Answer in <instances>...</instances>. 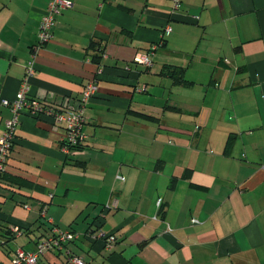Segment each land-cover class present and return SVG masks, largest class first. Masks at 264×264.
<instances>
[{
    "label": "crops",
    "instance_id": "obj_1",
    "mask_svg": "<svg viewBox=\"0 0 264 264\" xmlns=\"http://www.w3.org/2000/svg\"><path fill=\"white\" fill-rule=\"evenodd\" d=\"M50 1L0 0V101L31 61L30 97L47 106L76 105L93 81L98 92L68 153L64 125L22 117L0 182V264L55 229L80 235L65 250L87 264H264V0L176 12L172 0H70L33 57ZM11 117L0 103V136ZM93 229L116 236L112 249L84 239Z\"/></svg>",
    "mask_w": 264,
    "mask_h": 264
},
{
    "label": "built area",
    "instance_id": "obj_2",
    "mask_svg": "<svg viewBox=\"0 0 264 264\" xmlns=\"http://www.w3.org/2000/svg\"><path fill=\"white\" fill-rule=\"evenodd\" d=\"M173 11H177L181 7L180 0H172ZM73 7V2L70 0H51L45 12L43 13L36 44L32 47V55L36 57L53 39V29L56 24V19L64 10ZM167 33L172 32V28H167ZM155 47L153 48V51ZM135 62L146 66H151L149 55L138 56ZM35 75L34 61L29 62L26 68L27 79L22 83L21 89L17 93L15 100L8 101L3 99L0 103L9 108L11 119L6 122L5 129L0 136V181L7 169V161L11 154L13 144L16 139L17 130L21 123L22 117L26 114L32 117L47 116L55 123L64 125L65 133L62 139L63 151L68 153L70 148L84 141L83 126L86 123V116L83 109L89 101L95 97L98 92V85L95 81L86 85L82 92V98L76 105H62L61 108L47 106L37 99L30 97V86L28 79ZM145 91V90H143ZM162 204V200H158V206ZM107 208L115 207L113 204L106 205ZM45 213H43L44 215ZM84 239L91 242H103L107 249H112L116 243V236L104 232L102 230H90L85 235ZM80 239V235L73 231L60 232L57 229L53 230L49 236H43L37 243L35 252L27 253L23 249L16 252L13 264H38L40 258L47 252L55 251L57 253L64 252L66 254V264H87L85 260L71 252L65 250L66 244Z\"/></svg>",
    "mask_w": 264,
    "mask_h": 264
},
{
    "label": "trees",
    "instance_id": "obj_3",
    "mask_svg": "<svg viewBox=\"0 0 264 264\" xmlns=\"http://www.w3.org/2000/svg\"><path fill=\"white\" fill-rule=\"evenodd\" d=\"M176 12V11H175ZM135 63H137V62H135ZM84 142V141H83ZM83 142L82 143H80V144H78V145H75V146H73V147H71L70 148V150L71 149H77V148H80L82 145H83ZM5 176V174L3 175V176H1V179L3 178ZM1 182V181H0ZM3 230H6L7 231V233H5V234H9L10 235V237H12L13 236V234H16L13 230H11V229H3ZM23 230H21V232H22Z\"/></svg>",
    "mask_w": 264,
    "mask_h": 264
}]
</instances>
